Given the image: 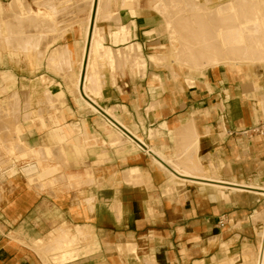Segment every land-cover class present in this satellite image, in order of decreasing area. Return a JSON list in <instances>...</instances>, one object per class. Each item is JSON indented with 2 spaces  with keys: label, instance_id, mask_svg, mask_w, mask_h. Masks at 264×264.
I'll list each match as a JSON object with an SVG mask.
<instances>
[{
  "label": "crops",
  "instance_id": "0c3cea01",
  "mask_svg": "<svg viewBox=\"0 0 264 264\" xmlns=\"http://www.w3.org/2000/svg\"><path fill=\"white\" fill-rule=\"evenodd\" d=\"M141 8V0H138L135 8L137 16L132 17L129 9H126L129 14L128 16L122 15V21L125 23L127 17L130 19L129 22L135 21L136 29L131 22L135 34L131 43H136L133 42L135 40L144 47L157 38L148 37L146 32L153 31L152 29L158 26H154L155 22L151 17H141ZM120 10L122 9L119 5ZM150 10L155 12L153 8ZM142 27L144 29L139 37V29ZM165 31L168 34L166 29ZM75 37L78 36L75 35ZM107 40H110L116 48L123 46L121 42L114 44L110 36L99 41L102 49L113 61V68L102 71L101 75L105 83L99 91V95L96 96L97 101L101 107L115 108L117 115L129 127L138 130L139 125L141 129L137 131L138 134L162 155L171 159L187 156L189 162L184 166V169L190 172L195 169L193 161L198 157L206 163L209 174L215 176L216 169L211 159L213 154L209 155L208 153L217 144V139H220L221 145L225 142L229 145L231 141L235 140L251 141L254 139V137L248 139L237 134L226 135L222 138L217 133L210 134L209 132V126L222 118L216 106L223 98L224 89L221 88V83L216 82L218 80L228 81L229 77L226 72L221 77L209 76L204 83L199 81L200 83L195 88H190L187 86L191 83L183 80V72L180 74V78L174 79L170 70L157 68L151 63L147 65L146 76L142 78L145 73L144 62L143 67H139V74L132 72V66L128 68L129 75L141 77L140 82H136L137 79H135L127 87H121L118 83L117 73L125 74L126 69L118 66L114 54L116 48L111 49L106 46ZM164 45H168V42L160 44V47ZM81 46L82 43L80 45L75 42V50L70 49L69 70L74 77L80 59ZM3 58L5 57L1 59ZM64 73L62 71L65 77ZM155 73L159 74L157 76L158 85L150 84L148 81ZM11 83L14 81H7L5 86L0 87V97L6 93V88H10ZM206 84L213 89L210 94ZM242 86L243 83H238L237 86L231 85L225 89L231 96L230 99L225 100V128L228 130H240L250 126L254 121L253 108L249 105ZM217 90L221 91L217 95L219 101L212 107H208L212 110L211 115L204 117L195 114L192 117L191 113L195 108L200 107L199 105L207 106V101ZM61 91L66 95L63 88ZM68 91L71 96L78 98L71 93L69 87ZM7 99V95L0 98L2 105H0V110L6 108ZM79 100L82 102L81 99ZM64 102L65 100L61 103ZM82 104L88 111L87 113L92 112V115L97 117L96 122L95 116L89 119L87 113L78 115L79 111L75 110L77 104L74 105L72 101L67 100L64 106L66 109L70 108V116L66 117L67 119L64 115L59 119L52 117L45 119L50 128L51 125L59 126L58 128L48 131L46 136L45 134L42 136L44 131L35 132L33 136L27 133L19 136L24 149L35 151L46 149L48 154H43L42 157L33 155L34 153H31L32 155L29 157L17 156L18 151L8 154L12 161L9 165L10 173L8 172L10 178L0 181V264H44L36 251L35 244L38 245L41 242L42 247L45 248L66 233L75 236L74 244L68 248L70 252L76 254L85 249L93 251L63 260L62 256L65 254L63 251L48 250L45 254L48 264H195L197 261L195 255L188 261L185 260L184 249L190 244L195 247V244L200 241L201 231L199 228H190L184 221L211 219V215L206 213L202 217L199 207L195 206V199L192 201L194 204L192 210L187 211L183 206H179V203L186 201L185 197L188 196L191 188L195 187H189L185 183L176 181L173 177V168L171 169L173 172L159 169L143 152L136 153L135 158L131 156L123 161L124 158L118 155L117 147L112 144V135L102 116L87 108L83 102ZM31 105L32 103L29 101L27 107ZM31 112L35 113V111ZM31 112H29L30 115H32ZM20 119L22 118H19L18 121H21ZM69 119L76 120L70 124L64 123ZM54 120L57 123H54ZM84 120H87L86 122L89 124L90 134L72 133L66 130V126L70 127L72 123L79 121L82 123ZM191 124L194 130L187 133L186 127ZM152 128H157L153 130L159 131L153 137L149 134ZM144 129H148L147 135ZM178 131H183V133H178ZM22 132L24 133L23 130H20L18 133ZM87 133H89L88 130ZM196 138L200 140L197 145ZM25 139H30V141L27 143ZM8 143L4 144L8 145ZM108 143L111 147H108ZM59 145L64 146L66 154L69 153L72 156L71 152L74 151L78 158L70 160V157L66 156L63 160H58L54 148ZM92 145H97L96 150L102 154L108 151L111 157L109 161H105L97 155H90L88 147ZM226 147L227 145H225ZM226 151L228 150L226 149ZM25 159H29L25 165L33 163L36 167L34 169L29 167L30 172L27 175L24 174L25 177H23L18 175L17 163ZM90 159H93L92 165L87 164ZM63 167H70L71 173L63 174L61 171ZM3 169L0 167V170ZM129 171H134L135 175L126 180V173ZM232 175L240 179L234 174L233 166ZM179 187H184L188 191L181 193ZM196 193L201 195L197 191ZM175 201L177 210H171L173 206L170 207L168 203ZM149 209L153 210V214L149 213ZM228 217L233 220L232 214H228ZM170 221L173 222L170 224ZM78 228L92 230L91 238L80 236ZM224 230L226 227L221 232ZM186 236H193L195 239L192 242H186ZM78 243L79 246H77ZM128 244H136L138 257L128 250L120 251V246ZM209 247H205L203 252H206ZM210 251L211 249H209ZM197 252L200 254V251ZM53 256L57 257V262H54ZM146 256H151L150 260H145Z\"/></svg>",
  "mask_w": 264,
  "mask_h": 264
},
{
  "label": "bare ground",
  "instance_id": "6f19581e",
  "mask_svg": "<svg viewBox=\"0 0 264 264\" xmlns=\"http://www.w3.org/2000/svg\"><path fill=\"white\" fill-rule=\"evenodd\" d=\"M33 1L35 2V9L25 0H13L11 4H8L9 6H5L0 2V59L6 56L19 59L22 54L25 60L29 62L32 59L41 61L47 56L48 61H46L50 66L65 72V81L68 83L71 93L78 96L87 108L102 116L108 126L109 133L112 135V144L117 147L120 157L128 159V157H134L138 152H143L151 159V163L156 164L159 169L170 171L173 168L174 172L172 170L171 172H173L176 181L185 183L189 187L194 186L201 195L206 191H211L210 197L213 200L246 202L250 197L255 196L264 204V184H260L261 182L259 183L257 178L253 176H250L247 181L242 178H235L232 175V160L220 158L218 154L212 155V164L216 169L215 176L209 174L206 163L198 157L193 161L195 169L191 172L187 171L184 169V166L189 162L187 156L178 159L167 158L151 147L144 138H141L136 129L126 125L117 115L115 108L101 107L96 97L105 83L101 74L104 69L113 68V61L108 53L102 49L99 44L100 40L110 36L114 44L122 43L123 46L114 50L120 68L126 69L127 66L141 68L144 65V61L140 58L142 54L141 44L138 42L131 43V40L135 38L133 25L131 22L124 23L122 21V15L119 11L122 0ZM130 1L132 4H129L132 6L129 7V13L134 16L138 0ZM114 5L117 7V11L114 10ZM150 5L155 12L163 17L165 29L168 32V47L162 46L159 48L160 52H152L149 59L153 63L154 61H156L155 63L160 61L158 62L159 65L170 70L174 79L180 78V74L183 72V80L187 83L192 84L195 81L204 83L209 76H214V72L223 74L227 71H231L236 79H240L239 68L244 70V74L247 75L248 79L254 81L258 79L254 73V67L259 64L264 67V0H151ZM70 8L76 13L87 11L88 14L85 17L76 18V20H73L72 17L73 21L67 22L69 19L62 17L61 14ZM110 21L114 24L110 25L108 23L107 26L99 24ZM68 27L72 28L74 35L78 36L80 32L83 35L75 77L70 74L69 70L71 64L70 48L65 43H57L58 40L66 38ZM193 27L197 28L198 31ZM180 28L190 32V40L187 33L183 35L185 30L181 31ZM20 39L23 40H21L23 43H20ZM184 40L186 42L189 40V43H187L192 44L188 45L184 43ZM192 40L197 42L193 43ZM198 51L201 54L203 53L201 58L203 61L196 57L198 54L201 57L200 53H197ZM196 58L200 61H197ZM259 79L263 81L264 76L259 77ZM251 89L255 94L260 92L259 84L254 83ZM27 95L26 93V98ZM44 96H47V98L52 97L51 99L55 97L54 99L60 102L64 101V93L61 89L56 93L48 91ZM253 102L252 115L256 117L262 111H260L261 109L258 108L256 102ZM260 108L264 109V103ZM216 125L218 126V124ZM217 126L214 124L209 126L210 134L219 133V135H223L226 131L225 127L221 125L218 127L219 129H216ZM156 133H159V131L153 129L149 131L151 137ZM16 138L19 139V135H16ZM255 138L260 139V142H262L261 137ZM199 141V138H196V145ZM17 142L21 146L20 140H12L5 147L8 151H13L18 147ZM96 146L88 147L89 154L97 155L101 159L109 161L111 157L108 151L102 154V152L96 150ZM21 147L23 148V146ZM23 150L30 155L34 153L33 155L38 157L42 154L40 151L24 148ZM56 150L63 159L67 156L64 146L59 145ZM223 151L227 155V151ZM233 152L235 154L234 148ZM259 152L261 154L256 155V158L252 161V167L249 166V168H261H256L255 165L264 167V150H259ZM71 153L73 160L78 158L74 151ZM242 154L246 153L239 152L235 163H240ZM29 167L34 169L36 166L33 163L24 165L23 173L25 175L30 172ZM2 171L0 170V177L3 176ZM259 174L260 171L257 175ZM134 175V171L127 172L126 180ZM258 215L260 217V214ZM262 219L261 221L258 218L257 221L260 222L256 227L260 237L258 253L250 257L247 255L248 250H244L241 254H231L230 245L232 240H229L221 245L220 256L214 257V264H264V217ZM77 230L80 236L83 235L87 239L92 236V230L88 228H78ZM72 235L66 233L59 236L45 249L63 251L65 253L62 256L63 260L93 251L85 249L76 254L70 252L68 248L72 247L75 239V236ZM35 246L44 264H48V260L45 259L46 255L42 252L43 248H37V244ZM52 259L54 262L58 261L57 257L53 256ZM195 264H206V262L205 259H202L195 261Z\"/></svg>",
  "mask_w": 264,
  "mask_h": 264
},
{
  "label": "rangeland",
  "instance_id": "374dc122",
  "mask_svg": "<svg viewBox=\"0 0 264 264\" xmlns=\"http://www.w3.org/2000/svg\"><path fill=\"white\" fill-rule=\"evenodd\" d=\"M12 1L13 0H0V2H2L5 6H7L8 4H11ZM22 1H24V0H22ZM25 1H27L33 9L36 8L34 5L35 2L33 0H25ZM76 1H79V0H76ZM122 2L120 4V8L122 9V10H120L121 15H127L128 16L129 13L126 9H129V7L132 6L130 4H132V3L130 0H122ZM141 6H142L141 17L142 18L144 16L151 17V19H153L155 22L154 26L155 25L158 26V27H155L154 29H152L154 31V35H153V31H147L146 32V35L148 37H157L156 40H154L153 42L147 43L144 47L139 42L142 46V54H141L140 58H141V60H143L145 62V73H144V76L142 77V78H144L146 76V69H147V65L149 63L154 64L155 66H157V68H162V69L164 68V67L159 65L158 62H160V61L157 62L158 65H157V63H155L156 61H154V63H153V61L151 62L149 59V54L154 52V51L160 52L161 51L159 49V48H161L160 44L167 43L168 37H167V33L164 29L165 27H164L163 17L159 13L153 12L150 10L152 8L150 5V0H141ZM113 8L115 11H117V7L115 5ZM87 14H88L87 11H82V12L76 13L73 11V9L70 8L69 10L62 12L61 16L68 18L69 20L67 22H71L73 20H76V18L85 17V16H87ZM65 15H67V16H65ZM136 16H137V11H136V14L134 16L132 15V17H136ZM72 17H73V20H72ZM74 17H75V19H74ZM129 20L130 19H128V17H127L125 20V23L129 22ZM131 22L133 23V25L136 29L135 21L132 20ZM108 23L114 24L111 21L105 22V23H99V24L100 25L104 24L103 26H107ZM193 28H195V27H193ZM143 29H144L143 27H142V29H139V37H140L141 31ZM195 29L197 30V28H195ZM183 30H185V29H181V31H183ZM185 33H187L189 35L188 36L189 38L187 36L186 37L190 40V34H189L190 32L188 30H185L183 35H185ZM22 39H20V43H23ZM148 39H151V38H148ZM82 40H83V35L81 32H80V35H78V37H75V35L72 33V28L68 27L66 30V38L60 39V41L58 40L57 43L58 42H59V44L65 43V44H67V46L71 50H75V42H78V44L81 45ZM189 40L187 41L188 43H189ZM133 42H138V41L134 40ZM187 42L184 40V43L188 44ZM195 42H197V41H195ZM195 42L193 41V43H195ZM198 42H200V41L198 40ZM191 44H188V45H191ZM106 46H109L111 49L116 48L113 46V44L111 43L110 40L106 41ZM164 47L167 48L168 46L164 45ZM154 48H156V49H154ZM143 49H144V51H143ZM197 53H200L201 57L199 56V54H198V56H196V55L195 56L200 58L201 61H203L201 59L203 53L201 54L200 51H198ZM146 54H148V55H146ZM167 57H168V55H167ZM203 59H205V58H203ZM46 60H47V56L44 57L41 61L37 60V59H33L32 62H28L25 60V58L22 54L20 55L19 59H16V58L11 59L9 57H5V58L0 60V87L5 86L7 84V81H10V80L14 81V83L10 84V88H6L7 89L6 93L0 97V98H2V97H4V95L8 96L6 108L0 110V167H2V169H3V167H6V166L8 167L12 163V161L8 157V154H14V153H17V151H18L19 153L16 154L17 156L18 155H20L22 157H29L30 156V154L27 153V151L25 152L23 150V148L21 147L22 145L20 146L18 142H17V145H18L17 149H14L13 151H8L5 148L4 143L10 142L12 140L18 141L19 140L18 138L15 139L16 135L21 136V135H24L25 133H27V134L33 136V134L35 132L40 133V132L44 131L42 136H44V134L46 136L48 131H52V130L58 128L59 126L54 127V125H51V128H50V125L45 122V119H48L49 117L59 119V117H63V115L65 116V119H67L66 117L70 116V108H67V109L64 108L67 100L72 101L74 103V105H75V103L77 104L75 110L79 111V112H77L78 115H80L81 113L86 114L88 112L83 107L82 102L77 97L71 96V94H69L68 83H66V81H65V77L62 74V70L59 68L57 69L55 67L50 66L47 62L48 60L47 61ZM196 60L198 61L199 59L196 58ZM128 68H129V66L126 67L125 74H122L120 72L117 73L118 83H119V85H121V87H124V86L127 87V85L130 83H133L135 79H137L136 82H140L141 77H139V76L134 77V76L129 75L128 74L129 73ZM239 69H240L239 72H240L241 80L236 79L235 75L231 71H227L226 74L229 77L228 81L218 80L216 82V83H221L222 84L221 88L224 89L222 92L223 98L219 103L224 107V109L221 105L219 106V104L216 106V109L219 112V115L222 116L220 121L214 123L215 126H217L216 124H218L216 129H219L218 127H220L221 125L225 127V116H226L225 100H226V98L230 99V97H231L230 94L225 90L227 88V86H231V85L237 86L238 83H240V84L243 83L242 87L244 89L245 97H247L249 105H251L253 107V104H254L253 101H255L258 108L261 109L260 111H262V109H263L260 107H262V104L264 103V102L263 103L261 102V101H264L263 100L264 99V80L261 81L259 79V77L264 76V67L261 66L260 64L258 66L254 67V73L258 78L256 81H254L253 79H248L247 75L244 74V70L241 68H239ZM131 70L134 73H138V74L140 73V68L138 66H132ZM158 75L159 74L155 73L154 76L150 80H148L149 83L158 85L159 84V80L157 79ZM214 76L221 77L223 75L218 74L217 72L216 73L214 72ZM248 77H249V75H248ZM236 81H238V82H236ZM198 83H200V82L197 81L194 84H190L187 87L195 88L198 85ZM201 83H203V82H201ZM254 83L259 84V87H260V92H258L257 94H255L251 89L252 86L254 85ZM206 85L208 87V93L210 94L211 92H213L212 87L208 84H206ZM114 86H116V85H114ZM61 88H63V90L66 91V95H64V100H65L64 103H61L57 99H54L55 97L53 99H51L52 97L51 98L48 97L49 98L48 99L47 96L46 97L44 96L48 91L56 93V92H59V90ZM26 93L28 94L27 98L25 97ZM219 93H221L220 90L215 91V93L212 94L211 98L207 101V103H206L207 106L199 105L200 107L195 108V110L191 113V116L193 117L195 114H200L204 117H209L211 115L212 110H211V108H208V107H212L215 103H217L219 101L217 98L218 97L217 95ZM27 99L32 103L31 106L27 107ZM259 100H261V101H259ZM221 107H222V110L220 109ZM108 108H111V107H108ZM120 108H121V110L123 109L121 105H120ZM31 111H35V113L30 115L29 112H31ZM261 113L262 112H260V114ZM260 114H257L256 117H254L255 115L253 116L254 117L253 122H255V120H257V118L260 116ZM78 115H76V116H78ZM86 115L88 116L89 119H91L95 116V115L94 116L92 115V112H89ZM19 118H22V119H20L21 121H18ZM73 120H76V119H71V120L69 119V120L64 121V123L70 124V122H72ZM96 120H97V117L95 116V122H96ZM86 121L84 120L82 123H81V121L72 123V125L70 127L66 126V130L68 132H72V133H75V132L83 133L84 132L86 135L90 134L89 124ZM54 123H57V122L55 121ZM33 127H34V129H32ZM140 129H141V127L138 125L137 131H139ZM152 129H157V128H152ZM20 130H23L24 133L23 132L18 133ZM87 130L89 133H87ZM97 130H99V129H97ZM144 130H145V134L147 135L148 129H144ZM193 130H194L193 125L191 124V125H188L186 127L185 131L187 133H191V131H193ZM178 133H183V131H178ZM225 133H226V131L224 132L223 135H219V133H218V135L221 136L222 138H224L227 135ZM141 138H144V137L141 136ZM25 141L28 143L30 141V139H25ZM73 141H75V140H73ZM67 142H69V141H67ZM78 142H80V141L78 140ZM216 142H217V144L214 146V148H212L213 152L209 151L210 152V153H208L209 155L218 154L220 158H223L225 160H227V159L232 160L233 172L235 175H237V177L242 178V179L247 181L250 176H253L254 178H257V181L259 183L261 182L260 184H264V167H262V165H255L256 168L257 167H261V168L260 169L249 168V166L252 167L251 164H252V161L256 158V155L258 153H259V155L261 154L259 152V150H264V140H262V142H260V139H258V138H255L251 141L250 140L246 141L245 139H241V140L231 141V143L229 145L227 144V142H225L224 144L221 145L220 139H217ZM225 145H227L226 148H225ZM109 146L111 147L110 143H108V147ZM177 147H178V145H177ZM219 147H222V148H219ZM56 148L57 147L55 146V148H54L55 154H57V158H59L58 160H61V159L63 160V158L59 155ZM159 148L162 150L164 149L161 147H159ZM233 148L235 149V154L233 152ZM25 149H28V148H25ZM226 149L228 150L227 155H225V153L223 151ZM20 151H21V153H20ZM22 152L25 156L22 154ZM40 152L44 155L49 153L46 149H43V151H40ZM239 152H244L247 155L242 154L240 156L241 157L240 163H238V162L235 163V161L237 160L236 156H238ZM42 154H41V156H42ZM67 156L70 157V160L72 159V156L69 153L67 154ZM146 157H148V156L146 155ZM122 160L126 161L127 158L122 159ZM28 161H29V159L21 160L19 163H17V166L22 167ZM87 164L92 165L93 159H90L89 162H87ZM61 171L63 174L71 173L70 167H65V168L63 167L61 169ZM259 171H260V174L257 175L259 173ZM63 181H66V180H63ZM176 190H175V193H176ZM187 191L188 190H185L184 187H179V192L184 193ZM211 193H212L211 191H206L204 194L198 195L196 193L195 188H191V191H189L187 194L188 196L185 197L186 201L184 203H179V206H183L185 208V210L188 211V210H192L193 205H194L192 203V201H193V199H195L196 200L195 206L199 207V210L201 212L202 217H203L204 213L211 215V219H209V220L202 218V219L194 221V222L191 220H185L184 221L185 224L188 225L190 228L191 227L196 228V229L199 228L201 231L200 241L195 244V247L193 244H190V245L185 247V249H184L185 250L184 251L185 260L188 261L190 258H192V256L195 255V259H197V260L205 259L206 264H209V263L214 264L215 263V262H213L214 257L212 258V256H214V255L217 257L220 256L221 245L224 242L229 241V240H232V244L230 245L231 254L232 253L233 254H236V253L241 254L244 250H248L247 255L250 257V256H253L256 253H258L259 252L260 237L258 235V233H259L258 228H256V227L260 222V221L259 222L257 221L258 218L261 220L262 217H264V214H263V212H264L263 205L264 204H263V202L260 201L259 199H257V197L253 196V197H250L246 202H241V201L236 202L235 200H233L230 203H226L220 199H217V200L211 199L210 198ZM192 196L195 198H193ZM168 205L170 207L173 206V209H171V210H177L176 209V207H177L176 201L173 203H168ZM262 210H263V212H261ZM149 213L153 214V210L149 209ZM223 214H227V215L232 214L233 220L229 219V224L226 225V230L221 232L218 229L217 221H218V217L223 215ZM258 214H260V217H258L259 216ZM256 216H257V218H256ZM171 222H173V221H170V224H171ZM212 237H213V239H211ZM194 239H195V237H193V236H186V242H192ZM209 239H210V241H209ZM79 243L77 244V246L80 245ZM197 246H198V248H197ZM207 246H210V247L207 248L208 250L206 252H203L204 248ZM37 248H39V249L43 248L41 242L38 243ZM43 249H42L43 254H46L48 252L47 248L46 249L43 248ZM119 249L121 252L128 250L129 252L135 253L136 256L138 257L136 244H128L127 246H123V247L120 246ZM209 249H211L210 252H209ZM197 251H200V254H198ZM150 258H151V256H146L145 260H150ZM198 258H201V259H198Z\"/></svg>",
  "mask_w": 264,
  "mask_h": 264
},
{
  "label": "built area",
  "instance_id": "2783aa9c",
  "mask_svg": "<svg viewBox=\"0 0 264 264\" xmlns=\"http://www.w3.org/2000/svg\"><path fill=\"white\" fill-rule=\"evenodd\" d=\"M226 129V128H225ZM226 134L228 136H232V135H240V136H244L248 139H252L253 137H261L264 140V109L262 110L261 116L260 118L253 122L250 126L244 127L240 130H228L226 129ZM24 166L22 167H18V175H22L25 177L24 175V171H23ZM10 170V167L6 166L4 167L3 171H2V177H0V181L5 180L6 178H10L8 175V172ZM229 221V217L227 214H223L221 216L218 217V221H217V226L218 229L221 231L223 230L226 225L228 224Z\"/></svg>",
  "mask_w": 264,
  "mask_h": 264
}]
</instances>
